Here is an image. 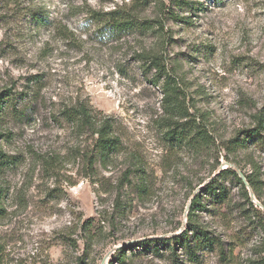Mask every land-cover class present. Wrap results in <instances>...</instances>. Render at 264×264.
Instances as JSON below:
<instances>
[{"label": "rangeland", "instance_id": "1", "mask_svg": "<svg viewBox=\"0 0 264 264\" xmlns=\"http://www.w3.org/2000/svg\"><path fill=\"white\" fill-rule=\"evenodd\" d=\"M114 8L161 20V35L118 37L103 16ZM147 52L161 55L190 114L174 110L173 131L159 73L136 58ZM4 90L0 146L17 163L0 173V264H122L121 252L123 264L264 256V137L231 143L264 114V0H0ZM77 102L109 118L118 152L100 159L95 135L62 119ZM192 119L214 145H193ZM226 169L257 181L255 190L246 181L249 199L228 172L218 195L202 191ZM197 195L204 209L192 218L210 241L164 239L189 229Z\"/></svg>", "mask_w": 264, "mask_h": 264}, {"label": "trees", "instance_id": "2", "mask_svg": "<svg viewBox=\"0 0 264 264\" xmlns=\"http://www.w3.org/2000/svg\"><path fill=\"white\" fill-rule=\"evenodd\" d=\"M175 5L178 6V4ZM169 13L171 19L178 20L179 16H177L174 12ZM103 16L105 19L104 23L107 25L108 29L118 37H121L122 34L130 31H135L138 33L145 32L148 34L158 33V35L160 36L163 30V24L161 23V20L148 18L140 19L130 12L124 11V9L122 8H114L113 10H108L103 14ZM93 17L96 19L98 16L94 13ZM136 58H139L148 63L146 67H143L145 71L155 69V72L159 73V76H156L154 78V82H162V90L164 92L163 109H165V113L170 116L171 121L174 117V113L172 112L176 109L182 111V114H180L181 117L189 116L190 114L185 108V105H183L180 100V89L175 83L176 81L174 77L169 72H167L161 55L155 52H147L146 54H137ZM160 74L164 76L163 79L160 78ZM10 93L11 91L9 90L0 92V121L3 120V116L6 114V110L9 109V105H7V103H9V100L11 99ZM60 114L62 119L69 123L71 127L74 128L79 134H89L90 136L95 135L94 146L96 147V151L100 159H106L112 153H116L120 150V140L113 134L112 124L107 116H97V114H95L88 105L81 102L66 106L61 110ZM192 120L194 122L193 126L189 127V132H192L193 145L196 147H201L203 145H214L213 137L208 133L206 127L202 123H197L194 119ZM255 121V127H253L252 129L244 130L246 138L237 137L231 141V143H233V146L245 148L248 138L257 136L259 140H261L264 137V114L260 113L256 115ZM168 127L169 129H171V131H173L178 127L177 122H170L168 124ZM0 137H2V134H0ZM16 163L17 157L7 154L0 146V173L12 169L16 165ZM227 172L235 177L241 187L243 195L247 197V199H249L245 187L246 185L236 174V172L231 169L220 171L218 176L213 178L203 188L202 191L218 195L216 194V189L220 188H218L217 186V179ZM246 179L248 185L253 190H255L257 181L249 175H246ZM221 189L222 191H224L223 187ZM5 193L6 190L0 187V219L4 218L7 213L3 204V200L6 195ZM200 198L201 196L197 195L191 201L189 223L187 224V227H189V229L186 232L184 231V233H181L180 235L164 239H171V241H181L188 236V233H192L199 239L210 241L207 231L203 229L192 218V214L195 211L204 209V206L201 204ZM151 241L159 242L160 240L155 239ZM117 259L120 263L123 264L125 260L124 252L119 253L117 255ZM258 264H264V256L258 261Z\"/></svg>", "mask_w": 264, "mask_h": 264}, {"label": "water", "instance_id": "3", "mask_svg": "<svg viewBox=\"0 0 264 264\" xmlns=\"http://www.w3.org/2000/svg\"><path fill=\"white\" fill-rule=\"evenodd\" d=\"M242 179V181L244 182V184L246 185V180L243 176L240 177Z\"/></svg>", "mask_w": 264, "mask_h": 264}]
</instances>
